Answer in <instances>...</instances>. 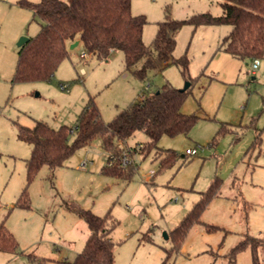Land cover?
<instances>
[{
    "label": "rangeland",
    "instance_id": "1",
    "mask_svg": "<svg viewBox=\"0 0 264 264\" xmlns=\"http://www.w3.org/2000/svg\"><path fill=\"white\" fill-rule=\"evenodd\" d=\"M21 1L41 0H0V225L4 223L19 245L17 254L0 253V264H72L85 247L89 228L70 207L113 217L116 264H253L250 247L234 261L232 257L248 238L264 239V59L253 75L252 61L221 49L230 26L185 25L174 56L189 59L188 75L171 64L141 80L127 71L123 52L84 59L79 45L69 48L51 81L13 83L18 43L35 37L42 25L33 12L19 6ZM220 2L132 0V14L146 16L143 40L151 47L167 12L175 20L198 13L218 17L223 14ZM188 83L182 112L199 120L188 135L159 141L162 149L178 155L171 168L161 169L152 154H135L130 178L105 174L108 155L97 138L64 166H43L28 181L26 162L32 148L19 140L20 126L44 121L54 129L74 128L91 98L103 121L110 123L143 94L166 84L182 90ZM74 140L72 134L70 142ZM148 141L139 132L128 145L142 149L138 144ZM187 149L197 154L186 156ZM216 180L220 188L200 222L178 240L173 231ZM211 226L218 229L210 232ZM259 260L264 264L263 247Z\"/></svg>",
    "mask_w": 264,
    "mask_h": 264
},
{
    "label": "trees",
    "instance_id": "2",
    "mask_svg": "<svg viewBox=\"0 0 264 264\" xmlns=\"http://www.w3.org/2000/svg\"><path fill=\"white\" fill-rule=\"evenodd\" d=\"M220 4L223 14L218 17L198 13L185 20H175L167 12L165 19L158 23L153 45L148 47L143 40L148 20L144 15L132 14V0L21 1L19 6L33 12L42 25L38 34L20 48L13 83L51 81L69 56L71 44L77 40L81 41L89 56L106 59L116 51L123 52L127 71L141 80H145L149 72H161L171 64L178 65L183 74L188 75L189 59L174 56L177 36L185 25L195 29L228 25L231 31L221 44L222 50L242 61L264 59V0H221ZM141 61L144 64L138 68ZM189 88L182 91L166 84L157 91L143 94L110 123L103 121L96 102L91 98L74 128L64 125L54 129L44 121H35L32 127L20 126L19 140L32 148L26 162L28 181H33L43 166L51 169L64 166L77 150L91 146L97 138L108 155L107 164L102 168L105 174L130 178L131 160L135 154L145 157L152 154L161 169L171 168L177 160V153L162 149L158 143L164 136L188 135L199 120L197 115L182 112ZM139 132L144 133L149 141L142 145V149L130 147L129 140ZM72 134L75 140L71 143ZM124 156L130 160L126 167L122 166ZM219 188L220 180H216L201 193L200 200L173 231L178 240H184L191 227L200 222ZM22 206L28 205L23 203ZM70 210L89 228L85 247L72 264H116L117 244L111 237L116 226L113 217H99L90 210L76 207H70ZM217 229L214 226L208 228L210 232ZM248 247L252 250L253 264H261L259 249L264 248V239L255 237L248 238L233 250V261L237 253ZM18 251L16 239L2 223L0 253L14 255Z\"/></svg>",
    "mask_w": 264,
    "mask_h": 264
},
{
    "label": "built area",
    "instance_id": "3",
    "mask_svg": "<svg viewBox=\"0 0 264 264\" xmlns=\"http://www.w3.org/2000/svg\"><path fill=\"white\" fill-rule=\"evenodd\" d=\"M88 56H89V55H88L86 52H84L83 55H82V57H83L84 59L88 58ZM260 65H261V61H260V59H256V60H254V61L252 62V69H253L254 71H256V70L260 67ZM82 74H84V71H82ZM62 88H63V89H67L68 86H66V85H62ZM139 146H141V148H142V145H139ZM196 154H197V150H195V149H188V150L186 151V155H187V156H194V155H196ZM129 163H130L129 158H128L127 156H124L123 159H122V166H123V167H126L127 165H129ZM112 164H113V159L110 161V165H112ZM85 167H86V165L83 164L82 169H85ZM152 174H153V173H151L150 175H152Z\"/></svg>",
    "mask_w": 264,
    "mask_h": 264
},
{
    "label": "water",
    "instance_id": "4",
    "mask_svg": "<svg viewBox=\"0 0 264 264\" xmlns=\"http://www.w3.org/2000/svg\"><path fill=\"white\" fill-rule=\"evenodd\" d=\"M28 40H29V38H22V39L20 40V42L18 43L19 47L21 48L22 46H24V45L28 42ZM78 44H79V42H75L74 44H72V45L70 46V49H71V50L74 49L75 47L78 46ZM190 85H191V83H188V84L186 85V87H185L184 89H182V91H186V90L190 87Z\"/></svg>",
    "mask_w": 264,
    "mask_h": 264
},
{
    "label": "crops",
    "instance_id": "5",
    "mask_svg": "<svg viewBox=\"0 0 264 264\" xmlns=\"http://www.w3.org/2000/svg\"><path fill=\"white\" fill-rule=\"evenodd\" d=\"M18 37H19V36H18ZM75 42H79L78 46H79V45H82V43H81L80 40H77V41H75ZM75 42H74V43H75ZM74 43H72V44H74ZM72 44H71V45H72ZM78 46H77V47H78ZM75 48H76V47H75ZM260 66H261V65H260ZM259 69H260V67H259L257 70H259ZM251 70H252V74H253V75H256L257 70H256V71H254L253 69H251ZM82 71H84V70H82ZM61 85H62V84H61ZM140 144H144V143L141 142ZM140 144H138V145H140ZM187 150H188V149H187ZM151 173H152V172H151ZM151 173H150V174H151ZM150 174L148 175V179L152 176V175H150Z\"/></svg>",
    "mask_w": 264,
    "mask_h": 264
}]
</instances>
